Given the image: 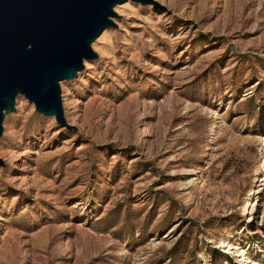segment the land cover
I'll return each mask as SVG.
<instances>
[{
    "label": "rangeland",
    "instance_id": "rangeland-1",
    "mask_svg": "<svg viewBox=\"0 0 264 264\" xmlns=\"http://www.w3.org/2000/svg\"><path fill=\"white\" fill-rule=\"evenodd\" d=\"M57 117L0 126V264H264V0L115 2Z\"/></svg>",
    "mask_w": 264,
    "mask_h": 264
},
{
    "label": "water",
    "instance_id": "water-1",
    "mask_svg": "<svg viewBox=\"0 0 264 264\" xmlns=\"http://www.w3.org/2000/svg\"><path fill=\"white\" fill-rule=\"evenodd\" d=\"M107 11L97 0H0V113L12 108L16 91L22 90L61 117L53 78L72 77L81 68L89 48L78 33L96 27ZM1 120L2 114L0 126Z\"/></svg>",
    "mask_w": 264,
    "mask_h": 264
},
{
    "label": "bare ground",
    "instance_id": "bare-ground-1",
    "mask_svg": "<svg viewBox=\"0 0 264 264\" xmlns=\"http://www.w3.org/2000/svg\"><path fill=\"white\" fill-rule=\"evenodd\" d=\"M116 1H119V0H97V4H98V6H99V8L101 9V11H104V10H108L107 11V16H105V17H103V19H102V21H101V23H99L96 27H94L93 29H91V30H88V31H85V32H79L78 33V36H79V38L81 39V40H83V41H88V40H91V39H93V37H95L99 32H100V30H101V28H102V26H103V23H104V21H106L105 23L107 24V17H108V15H109V9H110V6L114 3V2H116ZM62 77H65L64 76V74H60V75H57V76H55L54 78H53V82H54V84L56 85V86H58L57 85V83H55L56 81H58L60 78H62ZM5 111V110H4ZM4 111H2V113H0V114H3V112Z\"/></svg>",
    "mask_w": 264,
    "mask_h": 264
}]
</instances>
